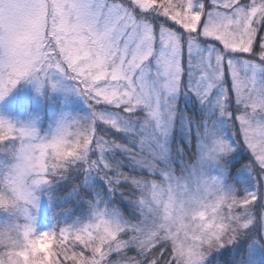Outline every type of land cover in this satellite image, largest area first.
Here are the masks:
<instances>
[{
    "label": "snow or ice",
    "instance_id": "1",
    "mask_svg": "<svg viewBox=\"0 0 264 264\" xmlns=\"http://www.w3.org/2000/svg\"><path fill=\"white\" fill-rule=\"evenodd\" d=\"M22 80L67 82L89 112L47 135L0 117V264L264 247V0H0V101ZM237 147L253 184L226 189ZM60 179L93 192L90 218L37 232L36 192Z\"/></svg>",
    "mask_w": 264,
    "mask_h": 264
},
{
    "label": "rangeland",
    "instance_id": "2",
    "mask_svg": "<svg viewBox=\"0 0 264 264\" xmlns=\"http://www.w3.org/2000/svg\"><path fill=\"white\" fill-rule=\"evenodd\" d=\"M52 79L56 80L57 77L53 76ZM36 88L35 82L26 80L18 82L9 95L0 101V117L7 119L17 127L32 125L40 135H47L50 134L56 122L66 115L79 117L89 112L85 101L71 89V85L67 82L62 81L61 85L55 89L48 84H45L39 91ZM249 157L250 154L245 148L237 147L230 156L224 159L223 183L226 189L252 187L253 180L244 167ZM237 165L240 169L235 175L236 180H229V168L234 166L232 170L234 171ZM92 183L93 186L98 184V188H103L102 194L108 196L101 180L93 178ZM49 186H42L36 192L38 199L34 215L37 232L74 222H85L90 218L89 207L80 205L78 214L71 213L73 217L70 223L58 222L60 218L43 194ZM87 190L89 189L82 187L80 196ZM98 192L100 193L99 190ZM237 195H240L239 191ZM6 216V213L0 212V220L5 219ZM231 248L236 255V258L232 260L233 264H264V247L250 243L246 237L237 239L233 244L221 248L219 252H213L204 264H219L220 256L224 257V254L229 253Z\"/></svg>",
    "mask_w": 264,
    "mask_h": 264
},
{
    "label": "trees",
    "instance_id": "3",
    "mask_svg": "<svg viewBox=\"0 0 264 264\" xmlns=\"http://www.w3.org/2000/svg\"><path fill=\"white\" fill-rule=\"evenodd\" d=\"M177 139H179V136H177ZM175 147V144L173 145ZM234 166L230 167V173L228 174L229 180L235 181V175L237 174L240 167L238 165L232 171ZM232 171V172H231ZM72 184L69 180L66 179H60L55 180V182L51 183V185L48 187L47 191H43V194L48 198V202L50 203L51 207L56 212V215L60 218L58 222L61 223H70L73 215L78 214L80 210V205L88 206L86 200L91 199L93 197V192L90 190H87L84 194L79 193V196H71L69 193L71 192ZM96 190V194L107 198L108 196H105L102 194L103 188H98V184L94 186ZM100 191V193L98 192ZM80 197H84L83 199ZM81 202V204L79 203ZM119 203V201H117ZM122 210H124L122 206ZM236 258V255L233 253V248H231L229 253L224 254V257L221 255L219 259V264H224V261L227 260L232 263V260Z\"/></svg>",
    "mask_w": 264,
    "mask_h": 264
}]
</instances>
